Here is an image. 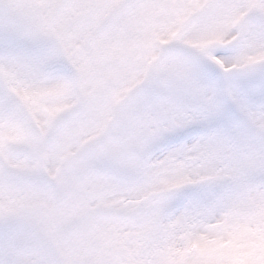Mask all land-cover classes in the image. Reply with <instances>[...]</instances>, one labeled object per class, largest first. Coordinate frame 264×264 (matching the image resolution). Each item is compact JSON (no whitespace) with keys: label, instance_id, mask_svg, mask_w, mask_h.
<instances>
[{"label":"snow or ice","instance_id":"snow-or-ice-1","mask_svg":"<svg viewBox=\"0 0 264 264\" xmlns=\"http://www.w3.org/2000/svg\"><path fill=\"white\" fill-rule=\"evenodd\" d=\"M0 264H264V0H0Z\"/></svg>","mask_w":264,"mask_h":264}]
</instances>
